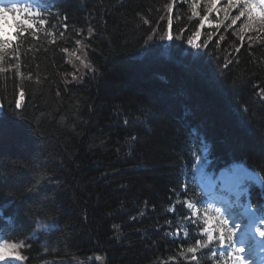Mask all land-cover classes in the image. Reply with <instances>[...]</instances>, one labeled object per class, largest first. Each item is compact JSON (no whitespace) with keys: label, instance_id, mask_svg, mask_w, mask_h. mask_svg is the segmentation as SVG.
I'll return each mask as SVG.
<instances>
[{"label":"trees","instance_id":"16d2710c","mask_svg":"<svg viewBox=\"0 0 264 264\" xmlns=\"http://www.w3.org/2000/svg\"><path fill=\"white\" fill-rule=\"evenodd\" d=\"M34 1L0 61V233L27 264H217L185 201L244 164L263 209L264 33L201 28L193 0Z\"/></svg>","mask_w":264,"mask_h":264},{"label":"rangeland","instance_id":"374dc122","mask_svg":"<svg viewBox=\"0 0 264 264\" xmlns=\"http://www.w3.org/2000/svg\"><path fill=\"white\" fill-rule=\"evenodd\" d=\"M202 2V8L196 9V15L201 17V23L204 24V27L209 29V28H218L221 25H224V27L227 29L231 30V33L233 34L234 37H245L251 34L253 31H245L241 32L240 29L244 23L245 18L242 17L240 21H237L236 24H231L232 18L237 14L238 9L233 8L231 9L230 13L228 14V18L225 19V13L223 9L227 5V0H219V4L217 5L218 9H220L219 13L213 12L211 15H209L208 20L204 21L203 17L207 14V0H199ZM18 2V1H14ZM199 3V2H198ZM5 6H8L7 3H5ZM258 28V26H256ZM4 30L5 34H9L14 30V22L12 21L11 18H9V23L4 25ZM204 49H201L200 47L197 48V52H202ZM22 96L20 101H22ZM0 105L1 101H0ZM233 171L232 169H228L227 175L226 176H221V177H216L213 180V184L215 188L218 186L221 191H228L229 194L231 195H237L238 197H242L244 190L242 187L241 182H236L233 180L232 175ZM236 179V176H233ZM210 179H201L199 181V184L202 186V196L201 198H204L203 201L200 204H195L194 202L188 201L187 203H192L194 205L193 209L190 210L193 214V217L198 219V222H195L193 220V223L195 222V227L201 228L198 233L204 237H208V233H205L203 229L207 226V219L205 217V212H207L208 217L212 218V236L213 239L216 235L220 234V223L219 221L221 219H227L228 225L227 227L231 228L232 224L233 227L238 225L239 227H236L235 235L232 237V240L234 242L235 247L240 248L242 247L244 249L243 253H234L232 255H229L231 252V247L227 243V239L225 241V244L222 245L223 249L221 250V253L218 258L219 264H234L233 262V256L234 255H242L245 259V264H256L261 257H257L259 255H254L252 253L253 250V245H248V238L251 234V231L248 227L249 223L250 225H255L256 227L260 226V222L257 224H254L251 220L250 222L248 220H245L244 222L241 221L243 220V213L245 212L247 208V203L244 202V200L237 199L235 196L231 197L228 196L226 193L221 192V191H213L209 192L208 188L210 187L211 181H208ZM243 180V179H239ZM248 181V180H244ZM258 181V180H256ZM250 206V205H249ZM248 206V207H249ZM216 209L220 210V215L218 217V214L216 212ZM249 209V208H248ZM247 209V211H248ZM247 215V213H246ZM242 216V217H241ZM248 216V215H247ZM55 226V222L50 219H42L39 221L38 224V231H45L49 230L52 227ZM188 227L187 225L181 226L180 232H176V237L183 235L184 237L188 236ZM197 231H194V234H196ZM227 235V234H226ZM189 237V236H188ZM208 239V238H207ZM246 244V245H245ZM15 245L14 251L19 252L24 259L22 260H14L11 261L10 264L14 263H19V264H26L27 263V258H26V253H24V249H26L24 244H19V243H11L7 241H1L0 240V247L4 246H12ZM42 248V253L40 257L44 258L43 264H49L51 263V258L53 255L56 254L57 248L54 246H51L49 244H43L41 245ZM256 257V258H254ZM217 262V264H218ZM0 264H5V262L0 261Z\"/></svg>","mask_w":264,"mask_h":264},{"label":"snow or ice","instance_id":"6c2138e0","mask_svg":"<svg viewBox=\"0 0 264 264\" xmlns=\"http://www.w3.org/2000/svg\"><path fill=\"white\" fill-rule=\"evenodd\" d=\"M5 3L8 6H5ZM219 4V0H207V14L203 17L204 21L208 20L209 15H211L214 11L219 13L220 9H218L217 5ZM171 7V5H169ZM199 8L198 0H193V11L196 13V9ZM238 9L237 14L232 18L231 24H236L237 21H240L242 17L245 18L244 23L240 29L241 32L245 31H259L264 33V0H227V5L223 9L225 13V19L228 18V14L231 9ZM9 14H11V19L14 21L15 32L5 34L4 25L9 23ZM40 13L38 10L33 11L31 7L28 5H21L19 3L14 2V0H0V61L4 60L3 53L7 51H11L15 53L19 49V45L16 44V47L13 48L16 40L23 36L22 29H34L35 24L31 17L39 16ZM39 23H46L44 20H40ZM169 25L171 21L168 22ZM258 26V28L256 27ZM201 28L204 27V24L201 23ZM199 35V33H197ZM168 39H173L171 32L168 33ZM250 39H254L250 37ZM188 44H192L193 41L189 39ZM80 43V41H77ZM67 51V49H65ZM75 55V53H73ZM18 59V58H17ZM75 78V77H74ZM16 106H20V101H16ZM4 106L0 105V114L3 113ZM239 195V193H237ZM186 207L189 210H192L194 205L192 203H187ZM250 207V206H249ZM218 217L222 215L219 209H216ZM205 217L207 219V226L203 229L205 233H208L209 242L212 241V218L208 217L207 212H205ZM253 218H255V213H252ZM260 226L255 228V232L259 234V236L264 237V218H259ZM220 234H219V243L221 245L225 244L227 239L228 245L231 247V252L229 255L234 253H243L244 249L242 247L237 248L234 245L232 237L235 235L236 225L235 227H227L228 221L227 219H221L219 221ZM227 234V235H226ZM15 245L12 246H4L0 247V261L5 262V264H10L11 261L14 260H22L24 257L21 256L19 252L14 251ZM190 252H194V248L188 249ZM234 264H245V259L242 255H234L233 256Z\"/></svg>","mask_w":264,"mask_h":264},{"label":"bare ground","instance_id":"6f19581e","mask_svg":"<svg viewBox=\"0 0 264 264\" xmlns=\"http://www.w3.org/2000/svg\"><path fill=\"white\" fill-rule=\"evenodd\" d=\"M238 171L240 173H244L247 175V177H250L251 179H254V180H259V177L257 176V174L255 172H253L252 170L248 169V168H245L243 166H239L238 168ZM248 211H247V215L250 216V220L254 223V224H257L259 223V219L257 218L256 216V212L252 209V207H248ZM252 213H255V218H253L252 216ZM232 227H233V224H232ZM257 257H260V256H257ZM256 258V257H254ZM14 264H19V263H14ZM253 264V263H251Z\"/></svg>","mask_w":264,"mask_h":264}]
</instances>
